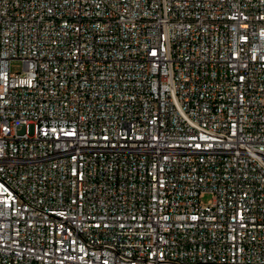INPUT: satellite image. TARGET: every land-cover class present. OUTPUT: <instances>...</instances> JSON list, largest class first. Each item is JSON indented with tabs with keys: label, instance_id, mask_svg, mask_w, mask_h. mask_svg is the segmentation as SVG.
Instances as JSON below:
<instances>
[{
	"label": "built area",
	"instance_id": "2783aa9c",
	"mask_svg": "<svg viewBox=\"0 0 264 264\" xmlns=\"http://www.w3.org/2000/svg\"><path fill=\"white\" fill-rule=\"evenodd\" d=\"M0 264H264V0H0Z\"/></svg>",
	"mask_w": 264,
	"mask_h": 264
},
{
	"label": "rangeland",
	"instance_id": "374dc122",
	"mask_svg": "<svg viewBox=\"0 0 264 264\" xmlns=\"http://www.w3.org/2000/svg\"><path fill=\"white\" fill-rule=\"evenodd\" d=\"M11 68H12V71L13 72H21V73H23V71H24V62H23V60H21V59H14L11 62ZM211 198H212V195L211 194H207V195H205V197H203V200L205 202H207Z\"/></svg>",
	"mask_w": 264,
	"mask_h": 264
}]
</instances>
